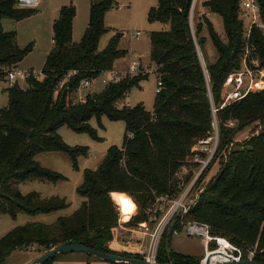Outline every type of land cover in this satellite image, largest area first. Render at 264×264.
<instances>
[{"label": "trees", "instance_id": "16d2710c", "mask_svg": "<svg viewBox=\"0 0 264 264\" xmlns=\"http://www.w3.org/2000/svg\"><path fill=\"white\" fill-rule=\"evenodd\" d=\"M258 2L264 21V0ZM192 3L193 0H158V5L149 10L150 21L169 24L167 30L150 34V57L163 81L152 111L143 104L131 108L118 105L144 75L113 81L100 92L88 95L84 102L67 100L68 93L84 79H96L112 70L114 61L125 51L118 46L119 35L99 49L100 38L107 30L105 14L115 0L92 1L88 26L80 42L73 41L76 8L70 4L60 9L52 24V47L42 74L31 71L25 88H6L8 104L0 110V216L9 214L16 219L21 212L37 215L68 206L58 196L42 198L39 192L23 194L18 188L19 183L28 180H65L36 159L42 152H65L78 168V156L87 155V151L64 143L58 133L63 124L86 131L90 130L92 117L106 114L125 121V140L121 148H110L96 169L85 172L77 189L83 201L74 212L59 216L51 224L26 223L4 235L0 239V264L16 249L37 245L50 250L73 241L98 251L143 258L109 247L120 220L115 200L125 199L120 206L126 225L156 220L146 211L158 197L177 196L184 189L192 172L189 170L190 174L181 178L179 171L187 165L192 148L211 136L213 105L219 125L216 156L222 150L224 156L218 172L188 212L175 217L172 229L183 231L189 222L208 224L213 236H223L242 248L244 259L248 250L256 246L253 259L264 264V90L250 92L220 108L227 76L241 68L245 24L239 18L238 0H206V12L218 13L223 19L227 36L224 41L207 13L201 14L202 20L195 28L191 25ZM15 5L16 0H0V77L5 75V68L17 67L32 50V45L20 47L16 31L3 27L4 18L19 21L34 13L35 9ZM205 25L218 57L204 66L197 45L201 47L206 41L201 35ZM252 41L264 66V30L254 27ZM71 72L76 73L66 88L58 91V82ZM231 120L238 122L236 128L228 125ZM254 122H258L259 129L243 142H235V134ZM229 144L233 147L227 153ZM125 201L129 202L127 210L129 206L133 208L132 217L124 214ZM172 234L167 229L163 232L157 262L201 264L202 257L171 249ZM215 248L216 243L210 242L209 249Z\"/></svg>", "mask_w": 264, "mask_h": 264}, {"label": "rangeland", "instance_id": "374dc122", "mask_svg": "<svg viewBox=\"0 0 264 264\" xmlns=\"http://www.w3.org/2000/svg\"><path fill=\"white\" fill-rule=\"evenodd\" d=\"M92 1L98 2L100 0H41L40 8L35 9L32 15L22 20L16 21L11 18H4L2 20L4 29L6 31H16L17 41L20 47L25 48L28 45H32V50L19 63L20 68H34L36 71L42 70L47 56V50L51 42L52 29L50 25L51 16L49 12L51 8L55 9L56 13H59L57 8L60 5H74L76 8V19L74 21L75 28L73 35L75 40L74 42H79L82 39L84 31L87 28L89 22V10ZM203 1L204 0H196L193 9L192 22L194 28L197 22L202 20L201 14L203 12L207 13L204 7L205 1ZM157 5L158 0H115V5L105 14V26L107 30L100 38L99 49H104L113 37L119 35L118 46L120 49L125 51L123 56L117 58L114 61L113 71L123 74L120 80L124 79L125 77L144 75V77L138 81V83L130 90V92L118 102L120 107H123L124 105L131 108L139 104H143L147 111H152L154 108V103L157 96V74L154 71L147 73V68H144L142 72L137 74L127 72H129L133 57L141 61L145 66L153 68L152 70L156 68L155 62L152 61L150 57V34L154 31H162L169 28V24L167 23L159 20H149V10ZM16 8L18 7L16 6ZM47 8L48 11L46 10ZM209 17L217 34L224 41H226L227 36L221 15L211 12ZM136 30L142 32V35L139 38L132 37ZM201 35L206 37L205 43L201 47L199 46L204 63L205 65L206 62L213 63L218 57V51L207 32L206 25ZM37 75L40 76L41 74ZM108 78V73L100 74L93 81L91 90H86L84 94L88 96L96 92H100L106 86L103 80ZM21 84L23 87L27 86L24 82ZM223 103L224 96L221 97L220 105ZM7 104L8 93L6 91V87L3 83H0V110L7 106ZM231 121L236 123L233 127L236 128L238 126V122L235 120ZM89 126L90 130L76 131L68 124H63L58 130L59 135L68 147L74 149L83 148L87 151V155L78 156V168H74V163L71 156L62 151L42 152L36 156V159L43 167L64 176L65 180L54 183L47 180L37 179L24 181L18 184L19 188L24 191H29L33 187L39 188L38 190L42 191L41 194L45 198H50L52 196L63 198L66 200L68 206L58 211L41 213L37 215H30L25 212H21L18 214L16 219L11 217L9 214L1 215L0 239L9 231L18 226H23L26 223L36 222L38 220L43 223H51L56 219L57 216L69 215L79 207L83 201V198L78 194L77 189L83 183L85 172L87 170L96 169L101 164L110 148L114 146L121 148L123 146L126 134L125 121L123 119H111L106 114H103L100 117H92L89 121ZM257 129H259L258 122H254L251 125L240 129L234 136L235 142H243L253 133H255ZM214 146V139H211L210 143L208 144H201V142L197 144L199 151L207 148V151H204L205 155H209V152L213 150ZM231 147H233V144H229V147L226 149L227 153L230 152ZM216 152L217 151H215L212 160L206 167L205 172H203L198 177L197 181H195L189 193V197H191V199L197 200L201 195L203 188L218 172L220 167L219 161L224 156V150L219 151L217 156ZM186 164L187 165L182 167L179 171V176L181 178L188 176L190 174L189 170H191L192 174L189 181L185 184L184 189L176 199H178L186 190V188L189 186V183H191V181L194 179L200 168L196 163H194L192 155L188 157ZM49 192L51 194L46 196V193ZM121 200L124 201L125 199L120 197L118 200H115V204L122 220V211L120 206ZM171 205L172 202L168 200L157 202L154 209H158V212L151 214V218H156V220L153 219L154 221L148 222L150 231H154L157 223L161 221L165 215H167ZM127 207L128 205H126V210ZM126 210L124 209V214L131 216L133 208L129 206L127 211H131L130 213H128ZM138 210L140 209H137V211ZM134 224L135 222L128 225L124 224V226L126 228L138 229L139 226H134ZM171 225L172 224L170 223L166 226L168 232H171ZM115 228L113 229V234L115 232ZM143 230L144 229L138 230L137 234H143ZM146 237L149 238V235H146ZM170 246L175 251H182L181 253L185 255H191L198 252L205 254L207 249L201 236L187 235L185 231H182L180 234H172L170 237ZM32 247H35V251H33ZM38 248L39 247L37 245H31L27 249H16L12 251V253L1 264L32 263L35 260L33 255L39 254ZM39 250H42L43 252L47 251L40 248ZM253 250L256 252V246L253 248ZM216 252L217 253H214L213 256L219 257L221 251ZM89 257L94 258L93 260H102L88 253L69 252L57 255L53 260H51L49 264H90V261L88 260ZM100 262L115 264L108 261Z\"/></svg>", "mask_w": 264, "mask_h": 264}, {"label": "built area", "instance_id": "2783aa9c", "mask_svg": "<svg viewBox=\"0 0 264 264\" xmlns=\"http://www.w3.org/2000/svg\"><path fill=\"white\" fill-rule=\"evenodd\" d=\"M40 3L41 0H16V6L18 8H25V9H38ZM195 3L196 0H194L193 9ZM238 4H239L238 7L239 18H241L245 24L241 68L239 70L231 72L227 76L224 87V103L220 106V108L232 102L243 99L250 92L264 90V66L261 64L258 55L257 46L252 41V30L254 27L264 30V21L261 16V6L258 0H238ZM192 22H193V14H192ZM141 35L142 32L136 30L135 33H133L132 37L139 38ZM144 68L148 69L147 73L154 71L157 74L156 93H159L163 88V81H162V77L157 71V66L154 70H152L153 68H149V66H145L141 61L133 57L130 64L129 72L127 73L137 74L139 72H142ZM5 70H6L5 75L0 77V83H3L6 88L14 87L15 85H19L23 87L21 83L22 82L26 83L27 77L31 73V71H33L36 75L42 74V70L40 71L26 70L20 68L19 66L5 68ZM74 73L76 72L69 73L65 78H62L58 82L57 85L58 91L66 88L67 86L66 83ZM104 73L109 74V78L103 80V82L106 85L110 84L113 81H119L121 79V76H123V74L114 72L113 69ZM94 80L95 79L90 78L81 81V83L75 90L68 93L67 100H72L74 103L84 102L87 98V95H85L84 93L88 89L91 90V86ZM213 108H214L213 132L211 136L208 137V139L210 140L211 139L215 140V146L213 150L209 152V155H205L204 151H207L206 150L207 148H204L205 150L203 149L202 151H199V148L197 147V145H195L192 148V158L194 163H196L200 168L198 170V173L195 175L194 179L191 181V183H189V186L186 188V190L181 194V196L178 199L176 198L180 194L172 197L161 196L158 197L156 199V202L147 209L146 212L151 216V214L158 212V209H154L157 202L162 200H168L172 202V205L168 210L167 215H165V217H163V219L157 223V227L153 232L150 231V226L148 222H142L139 224V227H141V229H144L143 230L144 234H151L152 241L150 243V248L147 253L144 252V249L142 247H139V249L136 250L135 254L141 255L143 258L149 260L152 263L157 262L156 254H157L158 244L163 232L166 229V226L170 223L172 224L171 231L173 234H180L182 232L176 229L174 230L172 229L175 217L178 215L180 216L185 215L188 212L190 206L195 203L196 200L191 199V197H189V193L195 181H197L198 177L204 172V170L212 160L215 151H217L218 148L217 143L219 144L218 142L219 125L215 115L216 107L214 105ZM235 124L236 123L234 121H230L228 123L230 127H234ZM208 139L201 141V144L210 143V140ZM120 224H121V218L119 220V225ZM210 229L211 227L208 224L199 223V222H189L183 229V231H185L187 235H197L203 238L204 244L206 245L207 249L202 262L205 261L206 257L209 254L214 255V253H217L216 251H221L220 252L221 258L220 259L215 258L213 260L214 256H212V262L218 260L229 261L231 259H235V260L244 259L243 258L244 250L242 248L236 246L229 239L223 236H213L210 233ZM213 241L216 243V248L211 250L209 249V243ZM254 254L255 251L253 249H249L247 254V259H253Z\"/></svg>", "mask_w": 264, "mask_h": 264}, {"label": "crops", "instance_id": "0c3cea01", "mask_svg": "<svg viewBox=\"0 0 264 264\" xmlns=\"http://www.w3.org/2000/svg\"><path fill=\"white\" fill-rule=\"evenodd\" d=\"M206 1V0H204ZM203 1V2H204ZM92 3V2H91ZM66 4H63V5H60L57 9H58V12L60 13V9L65 6ZM91 6V5H90ZM40 8V6H39ZM38 8V9H39ZM48 11V8L46 9ZM90 11V10H89ZM50 25H51V29H52V24H53V21L59 16V13H56L55 12V9L51 8L50 9ZM58 14V15H56ZM76 16V15H75ZM207 16L209 17L210 16V13H207ZM76 17L74 18L73 20V34H74V28H75V21ZM210 19V17H209ZM88 26V25H87ZM87 29V28H86ZM85 29V31H86ZM84 31V32H85ZM52 35H53V32L51 34V42H50V46L47 50V55L52 47ZM73 41L74 40V35H73ZM80 42V41H79ZM47 57V56H46ZM46 60V59H45ZM205 64V63H204ZM19 66V65H18ZM20 67V66H19ZM23 69H26V70H35L34 68H23ZM19 188V186H18ZM20 189V188H19ZM39 188L37 187H33L32 189H30L29 191H24L22 189H20V191L23 193V194H27V193H30V192H33V191H36V192H39L41 197L42 198H45L42 196L41 194V190H38ZM48 196L49 194H51L50 192L49 193H46ZM49 198V197H47ZM80 206V205H79ZM75 211V210H74ZM73 211V212H74ZM59 216H63V215H59ZM57 216L56 219L59 217ZM55 219V220H56ZM54 220V221H55ZM53 221V222H54ZM36 222H40L39 220L36 221ZM51 222V223H53ZM43 223V222H41ZM51 223H45V224H51ZM126 222H123L121 220V224L120 226L116 227L115 228V232H114V238L113 240L109 243V247L110 249L112 250H115V251H118V252H129V253H134L136 252V250L139 249V247H142L144 249V252L147 253L149 251V248H150V243L152 241V237H151V234H144V232L142 231L143 234H137L138 230H142L141 227H138V229H133V228H126L124 226ZM157 227V225H156ZM155 227V229H156ZM154 229V230H155ZM153 232V231H152ZM146 235H149V238L146 237ZM138 237V238H137ZM33 251H35V247H32ZM172 250H174L172 247H171ZM38 251H39V254H34L33 255V258H36L37 256H40L41 254H43L44 252L42 250H39L38 248ZM175 251V250H174ZM176 252H179L181 253L182 251H176ZM189 254V253H188ZM206 254V253H205ZM205 254L201 253V252H198V253H194V254H191V256H196V257H202L204 258ZM85 257V256H84ZM217 256L213 257V258H216ZM85 259V258H84ZM94 258H91L89 257L88 260L90 261L89 263L90 264H108V263H104V262H100V261H104V260H93ZM203 260V259H202ZM202 260H201V264H202ZM107 262V261H105ZM109 262V261H108ZM113 263V262H112ZM28 264H32L31 262L28 263ZM116 264V263H115Z\"/></svg>", "mask_w": 264, "mask_h": 264}, {"label": "water", "instance_id": "95a60500", "mask_svg": "<svg viewBox=\"0 0 264 264\" xmlns=\"http://www.w3.org/2000/svg\"><path fill=\"white\" fill-rule=\"evenodd\" d=\"M193 3H194V0H193ZM193 3H192V7H191V12H190V23H191V25H193L192 24ZM197 50L199 53L200 60H201L202 64L205 66L204 60L202 58L201 51H200V48L198 45H197ZM69 252L88 253V254L93 255L99 259H102L104 261L113 262V263L164 264V263H158V262L152 263L145 258H138V257L133 256V255L123 256V255H119V254H115V253H107V252H103V251H98V250H95L91 247L85 246L81 243H78L76 241H73L71 243H63V244H60V245L53 247L50 250H47L46 252H44L43 254L38 256L37 258H35V260L32 262V264H45L47 261H49L50 259L55 257L57 254L69 253ZM212 256H213V254H209L206 257L205 261L202 263L203 264H259L254 259H241V260L231 259L229 261L218 260V261L212 262ZM169 264H174V263H169Z\"/></svg>", "mask_w": 264, "mask_h": 264}, {"label": "bare ground", "instance_id": "6f19581e", "mask_svg": "<svg viewBox=\"0 0 264 264\" xmlns=\"http://www.w3.org/2000/svg\"><path fill=\"white\" fill-rule=\"evenodd\" d=\"M136 203V202H135ZM137 204V203H136ZM126 205H127V203H125V210H126ZM138 206V205H137ZM127 211V210H126ZM128 213H130L131 211H127ZM134 215V214H133ZM132 217V216H131ZM221 255V254H220ZM219 255V257H216L217 259H220L221 258V256ZM215 258H213V260H214Z\"/></svg>", "mask_w": 264, "mask_h": 264}, {"label": "snow or ice", "instance_id": "6c2138e0", "mask_svg": "<svg viewBox=\"0 0 264 264\" xmlns=\"http://www.w3.org/2000/svg\"><path fill=\"white\" fill-rule=\"evenodd\" d=\"M125 203H129L128 201H125Z\"/></svg>", "mask_w": 264, "mask_h": 264}]
</instances>
